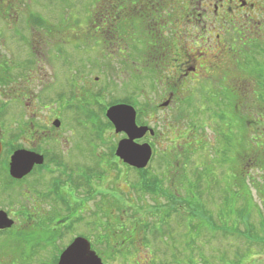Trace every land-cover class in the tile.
<instances>
[{
  "label": "flooded vegetation",
  "instance_id": "1",
  "mask_svg": "<svg viewBox=\"0 0 264 264\" xmlns=\"http://www.w3.org/2000/svg\"><path fill=\"white\" fill-rule=\"evenodd\" d=\"M1 1L11 13L0 14V264H58L77 240L101 264H117L121 256L130 264H151L153 233L163 241V158L156 164V177V149L168 145L165 150L174 158L198 143L176 142L184 130L177 140L164 141L168 129L151 128L152 123L164 125L152 117L193 95L203 101L221 85L242 103L252 90L249 82H255L264 98V0H179L173 28L162 32L160 53L153 55L147 46L129 54L133 61L128 66L137 64L135 70L148 78L152 58L158 59L160 78L154 84L168 93L156 107L147 105L145 91L107 106L103 100L98 106L105 118L112 106H130L136 126L153 130L154 135L147 132L134 141L149 146L152 153L141 170L116 155L127 136L117 133L107 118L95 132L97 145H86L84 133L89 129L76 125L75 117L88 105L83 76L79 87L71 88L67 53L57 48L54 52L50 32L39 30L36 16L21 13L23 0ZM155 5L162 7L163 0ZM155 19L163 22V14ZM167 34L170 44L163 45ZM53 54L58 59L53 63L62 68L56 70L62 76L55 88L47 72ZM140 95L144 105L137 103ZM165 103L168 107L161 106ZM87 147L92 153L105 147L106 159L99 156L86 163ZM262 149H253L257 161ZM12 165L19 172L16 177ZM154 219L158 225L152 228Z\"/></svg>",
  "mask_w": 264,
  "mask_h": 264
},
{
  "label": "rangeland",
  "instance_id": "2",
  "mask_svg": "<svg viewBox=\"0 0 264 264\" xmlns=\"http://www.w3.org/2000/svg\"><path fill=\"white\" fill-rule=\"evenodd\" d=\"M0 3H2L1 0ZM22 4L23 6L19 5L22 9L21 13L36 16L39 19V30L50 32L51 42L53 43L49 44L52 49H62L67 53L64 59L71 64V88L75 90V87H79L77 81L79 77L81 79L83 76L85 91L88 95L87 103L85 104L88 105L86 111L78 110L79 113L77 112L75 117L77 120L76 125L86 126L89 129V131L84 133L86 145L87 143L93 146L97 145L98 141L95 132L99 124H102V122L106 124V118L100 112L101 107L98 106L99 103H103V100L107 106L122 102L134 94H138V96L139 94L145 95V91L149 94L147 95V99H149L147 100V105L156 107L161 102L160 99H162L163 93H168L164 91L165 87L160 86L158 82L154 84V81H158L160 78L158 73L155 76H152L154 73H151L150 78H148L141 72L136 71L137 64L128 66L133 61V59L130 60V57L128 58L129 54L138 50L139 46L132 43L120 44L119 40L111 45H101L98 42L96 45L95 40L90 36L91 29H96L90 23L88 17L89 12H92L91 0H23ZM1 5H4V3L0 4V14L11 13L7 8H3L5 5L3 7ZM262 46H264V43H262ZM122 52L123 54H121ZM54 55L50 58L51 62L47 72L53 76L51 83L55 88L60 85L59 78L62 76L56 70H61L62 68H60L59 63H56L58 59H55ZM124 56H126V63L121 62ZM53 61H56L55 64ZM260 61L264 63V50L260 54ZM248 85L251 86L252 90L248 91L249 98L245 99V109L249 122L246 125V130L250 137L243 145L244 150L242 144L238 145L234 142L230 129L221 132L224 128L219 129V121L216 119V124L212 125L210 119L208 120L209 115H206V111L202 112L205 107L212 111L215 108L216 110H223L221 106H217V108L212 103H205V107H203L201 103L205 102L206 97L202 101L200 95H193L185 101L174 102L172 107L164 114L156 112L155 116L152 117L153 120L158 122L163 120V128L160 123L159 125L152 123L151 128L157 132L168 129L166 137H164L166 142L174 141L183 130L180 135L183 140H178V142H182L181 144L188 146L189 144L197 143L198 140L201 141L199 145H194L195 147L192 148L193 152L196 150V154L191 152L186 155L190 161L185 170L183 168L184 156H176L178 161L174 162L173 155L165 150L168 145H163L162 149L157 147V154L154 156V161H152L154 170L158 159L163 158V171L166 173L170 171L169 175L172 177V172L177 162H180L179 165L182 164L175 174L173 184L169 185L170 176L166 180L163 177V193L168 194L170 189H175L180 195L179 199H184V202L192 204L191 210H196L197 206L195 204L202 206L200 211L206 212V215H203L205 213L200 215L202 219H199V224L197 223V234H199L200 223L206 224V221L208 222L207 231L209 233L213 234L215 231L209 224H214L219 228V231L214 233L216 235L214 236L215 239L210 241V243L205 241L206 237L204 234H202L201 238L198 237L193 252H187V255H185L186 260L182 254L177 255L181 261L178 262L179 264H188V259L190 258L193 259V264H201L203 262L202 258H205L211 264H227L228 261L226 263L218 261L223 254L226 260H231V263H233L237 253L245 251L247 247L245 240L239 239L238 235L234 237L232 235V230L237 225H239L238 228L242 232L250 224L251 233L256 232L259 237H262L259 225L264 221V149H262L264 147V118L259 115L262 114L264 116V106L262 111V105L259 102L257 104V101H260L262 97L260 95L261 89L259 91L255 90V82H249ZM218 89L217 92L222 93V96L225 95L228 99L234 98L229 88L221 85ZM202 93H205V89ZM98 94L103 95L102 98L96 97ZM254 98L257 101L254 102ZM136 100L139 105H144L145 103L142 95H140L139 100L137 98ZM240 111L242 115L246 114L244 109H239ZM225 119L232 123L228 116ZM256 119L259 124L254 126L253 121H256ZM72 125L74 124L72 123ZM90 127H92L91 130ZM175 129L177 134H174ZM237 133L239 134V131ZM242 134L244 136L243 131ZM222 137H227L232 143H223ZM202 144L205 147L204 150H200V147L203 148ZM189 146L191 147V145ZM207 147H209L208 151ZM252 149H262L263 153L259 158L262 161V165L256 166L254 164V166L251 164L246 166V163L249 164L247 160L250 157H255ZM220 150L224 153L226 152V157L223 158L221 156ZM192 153L193 155H190ZM238 153L242 154L243 160L236 158ZM106 154L105 147L95 149L93 153L87 147L84 160L86 163H91L94 162L93 159L95 157L100 156L106 159ZM171 164H173V169L169 166ZM240 172H242L241 175L243 176L239 175ZM154 174L159 177L160 172L155 170ZM193 184L197 186L195 194L192 193L194 189H191L194 187ZM175 194L177 193L175 192ZM151 202L155 203L153 199ZM167 204V200L163 198L162 205H164V211L166 210L164 213L168 216V218L164 219V224L166 225L163 226V231L170 230L173 234L175 231L176 234L174 240L172 238L173 234L163 236V247H160L158 243L152 247L157 259L155 264H174V260L169 254H172L171 246H173L175 241H177L178 250L184 252L189 250L185 247L184 241L180 240L184 232L179 226L177 227V223L179 218L183 217L184 213L189 212L190 209H187V211L177 210L180 207L179 204ZM186 207L188 208L189 206ZM200 217L196 216L195 218ZM152 224H155L152 225V228L154 226L157 227L158 221L154 219ZM223 232H227L228 235L224 237ZM258 247L262 249L253 250L250 257L243 258L241 264H264V246ZM127 260L121 256L117 264H130ZM107 264L113 263L108 261Z\"/></svg>",
  "mask_w": 264,
  "mask_h": 264
},
{
  "label": "trees",
  "instance_id": "3",
  "mask_svg": "<svg viewBox=\"0 0 264 264\" xmlns=\"http://www.w3.org/2000/svg\"><path fill=\"white\" fill-rule=\"evenodd\" d=\"M139 0H91V9L92 12H89V21L90 23L96 28V29H91L90 31V36L92 37V39H94L96 45L97 42L101 43V45H107V44H115L117 42V40L120 41V44H128V43H132L133 45L139 46L140 48H144L147 46H150V48L152 49V54L156 55L160 53L159 47L162 45L161 44V35L163 30H170L173 28V21L175 20V14L176 11L174 10V8L177 6H180L182 3L179 2V0H163V6H156V0H140V2H137ZM23 2V1H22ZM2 4V3H0ZM160 4V2H159ZM139 5V8L137 11L133 10L134 7H137ZM4 5H1V7H3ZM103 6L105 7L104 10ZM3 8H7V6L3 7ZM106 10V12H105ZM158 10V11H155ZM163 10V11H162ZM159 14H163V22L161 20L155 19L156 15ZM102 15H104V17H102ZM109 16H112L111 18H109ZM93 28V27H92ZM105 33H104V32ZM108 31H111L110 33H107ZM107 40V41H106ZM113 40V41H110ZM108 41H110L109 43H107ZM170 44V36L169 34L166 35V41L164 40L163 37V45H168ZM159 60L156 58H152V63H151V73H154L155 76L157 74V72L159 71ZM254 72V71H253ZM215 93H210L206 96L205 102L203 101L201 104L203 105V107H205V103H212V105H216V107L221 106L222 109H218L216 110V108L212 111L210 109H207L206 107L203 108L202 112L206 111V115H209L208 120L210 119V122H212V125L216 124V119L219 121L218 123H220V127L224 128L223 130H221V132H224V130L230 129V132L233 135V140L234 142H236V144H242V148L243 145H245L246 140L249 139V133L246 130V125L249 123L248 122V118L246 117L247 112L245 115H242L241 111L239 112V109H244L245 108V102L241 103V100L243 99H238V97H234L233 99H228L227 96L223 95L222 93L216 92ZM216 95V96H215ZM216 99V101H215ZM262 105L261 110L263 111V106H264V98H261L260 101H257V104ZM217 107V108H218ZM222 110V111H221ZM221 111V112H220ZM262 113V112H261ZM227 115L229 120L232 121H226L225 118H227ZM259 116H262L264 118V116L261 114ZM258 119V118H257ZM253 121L254 126L258 125V121ZM262 123V122H261ZM235 124V125H233ZM235 128H238L235 130ZM239 131V134L237 133ZM242 131L244 132V136L242 134ZM179 138V136H178ZM177 138V139H178ZM223 138V143L227 144V143H232L231 140H228L227 137H222ZM175 139V140H177ZM179 140H183L182 138ZM178 142V140L176 141ZM182 143V142H179ZM201 141L198 140V144H200ZM203 147V144H202ZM207 147V151H208ZM205 147L201 148L200 150H204ZM244 150V148H243ZM246 150V149H245ZM253 150V149H252ZM219 151V150H218ZM222 152V150H220ZM193 152V149H191L190 151L185 150L183 155H179V156H184L183 157V168L185 170V167L189 164L188 162L190 161V159L188 157H186V155H188V153ZM195 154H196V150H194ZM193 152V153H194ZM221 156L224 158L226 157V152H222ZM244 152V151H242ZM190 154V155H193ZM224 153V154H223ZM264 155V154H263ZM221 157V158H222ZM174 158L176 160H178V158H176V156H174ZM185 158V159H184ZM237 159L243 160L242 159V154L238 153L237 154ZM235 158V160H236ZM194 159V158H193ZM251 160H247L249 162V164L246 163V166L251 165V164H255L256 166L262 165V161L259 160L257 161V159L250 157ZM263 159V158H262ZM176 160H174L176 162ZM194 161V160H192ZM264 161V159H263ZM180 163V162H179ZM178 163V164H179ZM193 163V162H192ZM261 163V164H260ZM194 164V163H193ZM182 164H180L178 167L175 166V169H173L172 172V177L171 175H169L170 178V182H174V177L175 174L177 173L178 169L181 168ZM254 165V166H255ZM168 173V172H167ZM167 173L165 171H163V177L166 180V176ZM242 172L239 173L240 176ZM194 187H192L191 189H194V191L192 192L193 194H195V191L197 190V186H195V184H193ZM175 189L174 190H169V193H163V198L165 200H167V205H169L170 203L172 204H179L180 206L184 205L189 206L188 209L191 208L192 204L186 203L184 202V199H179V193L177 192V194H175ZM179 202V203H178ZM181 203V204H180ZM196 210H191L189 212L184 213L183 217L179 218V222L177 223V227L179 226V228L185 233H182L181 235V241H184L185 243V247L188 248L189 250L184 252V251H180L178 250L177 247V241H175V243H173V246H171V251L172 254H169L170 256H172L173 260H174V264H179L178 262H181L179 259V256L182 254V256L187 255V252L192 253L195 245H196V239L198 237H202V234H204V236L206 237L205 241L207 243H210V241L214 240L216 236L214 233H216L217 231H219L218 226H215L214 224L210 225V227H213L215 229V231L213 232V234L209 233L207 231V227H208V222L206 221L205 223H200V227H199V234H197L198 230V225L200 220L202 219L200 217V215L202 213H205L203 215H206V212H201L200 208L202 206L197 205ZM164 206V205H163ZM166 210L164 211V207H163V214H165V216H163V226H165L166 224H164V219L168 218V216L166 215ZM183 214V213H182ZM200 217V218H195V217ZM262 224V226H261ZM261 224L259 225L260 230L262 232V237H259L258 234L255 232L251 233V228L249 227L250 224H248V228H244V230L241 232V230H239L238 226L236 228H234V230H232V235L233 237L235 235H238L237 237L239 239H243L246 241V249L245 251H239V253H237V257L235 256L233 263H231V260H226L225 259V255H221L220 259H218L219 262H225L228 261L227 264H241L243 258H248L250 257V255L252 254L253 250H257L262 249L261 247L258 246H264V221L263 223L261 222ZM168 228V227H167ZM157 232H159L158 230H156ZM205 231V232H203ZM213 231V230H211ZM203 232V233H202ZM224 237L225 235H228L227 232H223ZM171 234H173V232H171L170 230H166L163 231V236L167 235L170 236ZM175 231L174 234L172 235V238L174 240L175 237ZM158 235H156V233H153V238H152V244L151 247H153L157 242L158 244H160V247H163V241H158ZM241 237V238H240ZM199 238V239H200ZM261 242V243H260ZM258 245V246H256ZM166 249V248H165ZM166 251L168 252V250L166 249ZM180 251V252H179ZM169 253V252H168ZM152 260H151V264H155L156 259V255L154 254V251L152 253ZM202 256V255H201ZM186 260V256L184 258ZM203 262H201V264H211L209 263L205 258H202ZM189 262L188 264H193L194 261L192 258L188 259ZM218 263V262H217Z\"/></svg>",
  "mask_w": 264,
  "mask_h": 264
},
{
  "label": "water",
  "instance_id": "4",
  "mask_svg": "<svg viewBox=\"0 0 264 264\" xmlns=\"http://www.w3.org/2000/svg\"><path fill=\"white\" fill-rule=\"evenodd\" d=\"M165 106H167L166 103L162 105V107ZM106 118L117 133H124L127 136V139L118 144L116 155L130 167L144 169L151 158V150L147 145H135L134 141L141 139L147 132L151 135H154V132L145 127L136 126L135 111L130 106H112L106 111ZM10 172L14 177L19 174L15 165H12ZM79 242L75 241L62 254L58 264H101L93 254H87Z\"/></svg>",
  "mask_w": 264,
  "mask_h": 264
}]
</instances>
